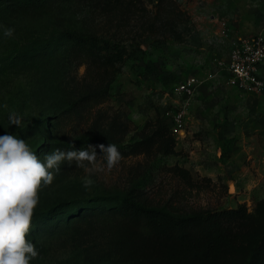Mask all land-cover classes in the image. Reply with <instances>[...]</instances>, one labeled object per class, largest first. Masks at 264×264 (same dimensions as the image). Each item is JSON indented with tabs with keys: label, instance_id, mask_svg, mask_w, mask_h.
<instances>
[{
	"label": "rangeland",
	"instance_id": "374dc122",
	"mask_svg": "<svg viewBox=\"0 0 264 264\" xmlns=\"http://www.w3.org/2000/svg\"><path fill=\"white\" fill-rule=\"evenodd\" d=\"M68 30L118 44L124 61L107 64ZM254 35L264 36V0H0V135L24 139L41 161L99 144L122 156L110 171L98 159L104 170L91 175L61 164L38 193L30 264H140L145 254L165 264L144 249V222L115 210L123 195L181 216L254 213L264 199V88L231 87L225 69L233 44ZM260 70L264 80V62ZM190 77L192 92H179Z\"/></svg>",
	"mask_w": 264,
	"mask_h": 264
},
{
	"label": "trees",
	"instance_id": "16d2710c",
	"mask_svg": "<svg viewBox=\"0 0 264 264\" xmlns=\"http://www.w3.org/2000/svg\"><path fill=\"white\" fill-rule=\"evenodd\" d=\"M66 35L74 45L99 55L107 64L124 61L123 47L116 43L70 30ZM117 200L120 205L116 211L144 222V249L165 264H264V199L253 214L237 207L190 216L142 206L128 195ZM130 255L134 257L132 252ZM150 258L145 254L137 262L147 264Z\"/></svg>",
	"mask_w": 264,
	"mask_h": 264
},
{
	"label": "clouds",
	"instance_id": "9594fccd",
	"mask_svg": "<svg viewBox=\"0 0 264 264\" xmlns=\"http://www.w3.org/2000/svg\"><path fill=\"white\" fill-rule=\"evenodd\" d=\"M13 34L12 28L3 31L4 37L10 38ZM8 121L17 128L22 125L16 113H10ZM97 147L102 153L99 157ZM100 158L106 161L110 171L120 163L122 156L115 144H99L89 145L87 150L55 149L41 161L24 139L13 134L0 135V264H30L39 255L26 237L30 234L38 193L53 183L61 164L74 162L91 175L104 170L97 167ZM83 183L88 188L93 181L85 177Z\"/></svg>",
	"mask_w": 264,
	"mask_h": 264
},
{
	"label": "built area",
	"instance_id": "2783aa9c",
	"mask_svg": "<svg viewBox=\"0 0 264 264\" xmlns=\"http://www.w3.org/2000/svg\"><path fill=\"white\" fill-rule=\"evenodd\" d=\"M264 62V36L254 35L233 44L226 63V84L247 92H260L264 88V80L260 67ZM198 83L196 77H190L177 86V90L189 95L194 85ZM172 127L177 133L182 128V114L172 115Z\"/></svg>",
	"mask_w": 264,
	"mask_h": 264
},
{
	"label": "bare ground",
	"instance_id": "6f19581e",
	"mask_svg": "<svg viewBox=\"0 0 264 264\" xmlns=\"http://www.w3.org/2000/svg\"><path fill=\"white\" fill-rule=\"evenodd\" d=\"M229 190H232V187H230Z\"/></svg>",
	"mask_w": 264,
	"mask_h": 264
}]
</instances>
